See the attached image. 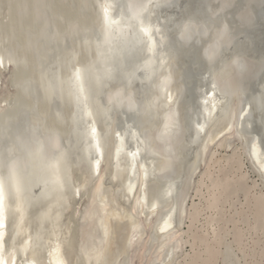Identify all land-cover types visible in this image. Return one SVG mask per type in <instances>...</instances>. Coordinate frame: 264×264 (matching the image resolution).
Segmentation results:
<instances>
[{"label": "water", "instance_id": "1", "mask_svg": "<svg viewBox=\"0 0 264 264\" xmlns=\"http://www.w3.org/2000/svg\"><path fill=\"white\" fill-rule=\"evenodd\" d=\"M107 1L115 16L125 22L159 24L162 61L149 64L145 43L129 25H124L111 56L109 46L101 45L97 0H86L80 15L91 21L76 38L70 36L71 31L76 33L74 28L67 31L68 36H59L43 21L46 33L37 39L38 51L33 52L38 63L34 77L27 73L31 64L15 59L18 50L7 43L0 45L7 69L26 73L23 84L13 86L20 102L0 113V174L7 179L19 174L32 191L33 239L27 258L34 257L39 264L50 236L60 242L69 264H121L110 259L109 224L118 222L111 212L123 213V206L136 223L131 230L135 239L126 247L130 264H139L145 234L149 235L145 258L157 245L155 253L163 256L164 264H172L182 254L177 240L159 237L151 228L170 205L169 200L159 198L160 185L175 182L177 219L183 221L186 194L196 169L204 166L212 136L222 123H236L235 113L241 108L248 107L249 114L242 129L235 130V145L246 147L256 138L264 148V0ZM147 5L155 6L156 15ZM30 33L24 32L22 38L17 29L18 41ZM77 63L89 64L92 105L103 134L119 131L132 145L130 135L136 133L146 148L143 159L154 164L147 183L154 214L148 219L141 220L140 204L125 200L122 182L110 171L93 191L100 180L90 163L95 156L86 150L83 125L75 115L65 80ZM1 83L0 92H4ZM212 83L220 86L223 107L197 134L195 123L204 121L200 98ZM58 157L65 161L66 181L60 188H45L38 183L41 172ZM86 202L90 203L77 214L78 204ZM152 264L163 263L155 260Z\"/></svg>", "mask_w": 264, "mask_h": 264}, {"label": "bare ground", "instance_id": "2", "mask_svg": "<svg viewBox=\"0 0 264 264\" xmlns=\"http://www.w3.org/2000/svg\"><path fill=\"white\" fill-rule=\"evenodd\" d=\"M79 3V12L76 13L78 15L75 14L76 17L74 14L71 17L70 14V17L63 18L64 15L62 14H64L66 10L63 11V6L65 5L62 1L34 0L33 4L29 3L30 7L31 5H34L31 7L32 9H34L33 22L30 26L31 33L26 37L25 40L22 41V43L19 44L20 40L18 41L19 35L17 34L16 28L18 25L16 26L17 23L15 24L14 21L15 25H13L11 29H9L10 31L7 32L6 30H3V32L5 31V33H2L0 35V45L7 43L10 48L18 50V53L15 55V59L19 61L24 60L28 64H31L32 69L27 73L28 76L34 77L37 74L36 68L38 65V63H36L37 56L34 55V53H37L38 51L36 42L39 37H41L42 35L45 36L46 33H44L45 26H43V21L47 27L48 24H51L54 28V31H56L59 36H63L62 34H67L65 35V37L68 36L69 33H67V31H69L70 28H74L76 30V33H74V31H71L72 33L70 34V36L75 35L76 38L79 32L83 31V29L86 28L91 21L88 19L89 17H81V11L82 9H85L87 4L86 0H84V3L83 0H79ZM23 6L25 8L24 4ZM3 7L7 8L8 5H4ZM148 7L150 13L156 15L154 10L155 6L147 5V8ZM6 8L4 10H6ZM21 9L23 10V7ZM76 9L77 6L75 5V10ZM78 10H76L75 12H77ZM95 11L97 16L96 24L99 28V32L102 34L101 45L109 46L111 50V56H114L115 52L117 51V49H114L113 46L117 45V41L123 33L124 25H129L145 43L146 50L149 54V64L152 65L158 63L159 60L162 61L163 57L159 49L160 41L158 38V36H160V31L162 28L159 26V24H154L152 20L125 22L124 18H117L115 16L114 7L107 0H97ZM27 12L25 11L27 15L28 13H32L30 11L28 13ZM67 16H69V14ZM16 17H18V15ZM27 18L29 17L27 16ZM22 20L21 22L25 21ZM21 22L18 23L21 24ZM35 26H38L40 29L36 30ZM20 27L21 26L19 25V28ZM145 28L148 29L147 34L144 31ZM24 32H27V30ZM45 52L47 53L48 50H45ZM246 59L247 57L245 58V61L249 63V59ZM88 68V63L75 64L66 74L65 80L68 83L69 95L71 96V101L75 108V115L77 116L79 122L83 125L82 133L86 142V150H88L89 153L95 156L91 159L90 163L93 166L94 174L97 175L98 179L100 180L93 187V191H97L100 188L101 181L104 180L106 172L110 171L116 180L119 179L122 182L123 190L125 191V200H127L129 203L134 202L135 205H141L142 211L140 213V216H144V218H141V220L143 221L154 214L152 198L149 197L147 193L148 178H150L153 172L154 164L153 162L143 159L146 148L144 144L139 141L138 135L136 133H132L130 135L132 145L128 144L127 135L122 134L119 131H112L109 136L103 134V129H101L98 125L95 110L92 105V88L91 80L88 75ZM8 70H11V73L8 76L9 79L11 78V81L13 80V85L15 84V86H20L21 84H23L24 80L22 78L24 75H26V73H18L11 67L7 69L3 57H0V86L2 84L1 82L4 83L5 78H8V76L4 77V73H7L5 71ZM8 82L4 83V92H0V97L3 98V100L0 102V113L10 110L11 107L13 108L16 104H18V102H20L18 94L15 91H11V88L13 87L9 86V84L11 85V82ZM170 99H172L171 96H169V100ZM16 101L18 102L14 104ZM223 101L224 99L221 97L220 86H217L215 83H212L211 86L203 90L200 102L202 108L201 115L204 121L202 123H195L197 134L204 132L206 122H210L215 117L216 112L221 107H223ZM247 114H249V108H241L235 113L236 120H238L236 121V123H222L220 128L215 132V135L212 136L211 146L209 147L206 159L204 161V165L208 164V169L206 170L205 166L206 171L203 172V180L208 179L212 183L208 188L210 197L206 201V203L202 201L204 203L203 207L195 204L197 203L195 202V199V203H193L194 205L192 207L191 213L189 211L190 209L188 210L189 207H187L190 193L194 185V178L200 171V167L196 169L191 180L192 187H190L191 189H189L186 194L185 217L181 222H178L177 219L178 206L176 204L177 201L175 198V196L177 195V186L175 182L170 180L168 182L165 181L162 185H160L158 189L159 198H161L162 200H169L168 203L170 205L163 210L164 213L158 216L155 221L154 219H152V221H154L151 224L152 230L159 237L173 236L174 239L177 240L179 250L182 251V253L185 245V235H187V237L191 239V254L184 257L183 259L181 257L182 255L177 256L172 264H248V261H250V259H253L254 261L256 260L258 262L264 261V247L256 251V247L258 246L259 241L257 243V241L254 240V249H252V251L248 250V247L246 248L244 245V237L246 232L244 234V231L241 228L243 224H248L249 220L252 218L251 220H254V223L251 226V229L248 230H251L252 232L258 231L259 229L264 230V197L262 195L256 197L249 196L246 206H244L242 211L240 210V213L233 217L227 218L225 215L226 211L223 212L222 210V206L228 203V197H230V194H233L234 192H248V190L245 189L246 185L244 186L245 179H247L246 174H241L234 178H230V176H228V174L231 173L230 170L233 163L238 164L237 170L235 169L238 172L240 168H242L241 163L243 161V158L246 159V161H248V164L250 163L249 165H252L255 168V170H253L254 172H257L259 180H261L262 182L264 181L262 180L264 179V148L262 144L258 142L256 138L250 140L248 142L249 145L247 144L246 147H243L241 144H239V146L236 148L239 151H236L235 149L234 153L232 152L233 154L230 157L227 155L228 158L226 157L227 160L225 159L226 165L219 167V171H217L218 177H216V179L213 178V174L210 171V168L212 167L210 163L216 158V153L213 152V147L217 146L221 149L223 148V150L226 149L230 141L235 138V130L237 129V127L239 129H242V123L246 119ZM214 156L215 158L213 159ZM104 162L105 164H103ZM216 162L218 161L216 160ZM216 162L214 164H216ZM217 165L219 166V164ZM65 170V161H63V159L60 157L55 158L54 160H52V163H50L49 167H47L45 170H42L43 172H41L42 175L38 183H43L45 188H47L48 185L52 186L53 188H60L66 181ZM203 180L199 183L201 186H203ZM262 184H264V182ZM197 186H195V188ZM258 187L260 186L258 185L257 188ZM199 189L201 190L200 186ZM199 189H197L198 192ZM31 195L32 191H28L25 180L22 176H20L19 174H15L12 176V178L7 179L4 175L0 174V225H2L0 226V261H2V264H39V262L34 257L31 256L32 258H27L29 257L27 256V254H29V243L33 239L34 218L30 209ZM39 196H41V194H39ZM194 198L196 197L194 196ZM89 203L90 202H86V204H78L75 210L76 213L79 214L83 208L87 207V204ZM122 210L123 213L118 210H113L111 212L113 217H115L118 222L115 224L111 222L109 224V230L111 234V246L109 253L110 259H116L120 261L121 264H126V261H128V263L130 264L129 260H131V258H129L126 247L127 244L131 242V240L133 241L135 239L131 230L136 223L132 222L133 220L127 207L123 206ZM204 210H207L214 214L210 219L208 218L209 220L207 219V223L210 225L217 224L220 227L219 230H214L213 233L210 234H203V232L202 234L199 233V230H197L196 228V223L198 224V219ZM228 215L229 214H227V216ZM187 219L190 220V224H188V230L184 233L182 230L185 225H187L185 224ZM228 224L232 225L230 233H227L224 230V228ZM3 225H8V227L6 226V228L3 229ZM205 228L207 229L208 227ZM249 233L247 235H249ZM257 234H259V231ZM229 235L232 238V240L230 241L227 240V237ZM74 240L76 241V239ZM142 241L144 243V247L139 251V258L141 259L139 260V263L152 264V262L154 263V261L156 260L157 262L164 264L165 261L163 256L157 255L155 253L157 245H155L150 250L149 257H147V259L145 258L147 243L149 242V235L145 234V236L142 237ZM20 250H22V257L20 256ZM29 250H31V247L29 248ZM44 251L45 252L40 260V264H69V259L65 254L64 248L62 247L60 242L54 239L52 236L47 238ZM124 256L126 257L125 261ZM94 258L97 260V257ZM255 263L257 264V262ZM133 264L136 263L133 261Z\"/></svg>", "mask_w": 264, "mask_h": 264}, {"label": "rangeland", "instance_id": "3", "mask_svg": "<svg viewBox=\"0 0 264 264\" xmlns=\"http://www.w3.org/2000/svg\"><path fill=\"white\" fill-rule=\"evenodd\" d=\"M10 0H0V35L3 33H5V31L3 32V30H6L7 32L8 31H10L9 29H11V27L13 26V25H15L16 23V28L18 29L19 28V25L21 26L20 28H19V31L21 32V36L23 37V34H24V31H26L27 30V32L29 33L30 32V26L32 25V22H33V16H34V9H32L31 7L32 6H34V5H31V7H30V4H33V2H34V0H33V2H32V0H11V1H13V2H9ZM63 2V4L65 5V6H63V11L64 10H66V12L64 13V14H62V15H64L63 16V18L65 17H70V14H71V17L73 16V14L75 15L76 13H78L79 12V5H80V3H79V0H60V2ZM69 1V2H68ZM75 1H76V3H75ZM65 2V3H64ZM67 2V3H66ZM4 3V4H3ZM7 3V4H6ZM17 3V4H16ZM30 3V4H29ZM23 4L25 5V8H24V6H23ZM73 4V5H72ZM7 6L8 5V7L6 8V10H4L5 8L3 7V6ZM75 5L77 6V9L76 10H78L77 12H75L76 10H75ZM23 7V10L21 9L22 7ZM67 6V7H66ZM27 7H29V8H27ZM66 7V8H65ZM72 7H73V9H72ZM4 8V9H3ZM65 8V9H64ZM70 8V9H69ZM21 9V10H20ZM33 11H32V10ZM61 9H62V6H61ZM4 12H3V11ZM73 10V11H72ZM6 11V12H5ZM19 11V12H18ZM25 11L27 12H32V13H28V15L25 13ZM12 12V13H11ZM69 12V13H68ZM14 13V14H13ZM8 14V15H7ZM24 14V15H23ZM26 14V15H25ZM65 14H69V16H67V15H65ZM12 15V16H11ZM18 15V17H16ZM76 15H78V14H76ZM76 15H75V17H76ZM4 16V17H3ZM27 16L29 17V18H27ZM6 17V18H5ZM9 17H10V19H9ZM23 19V20H22ZM11 20V21H10ZM21 20L22 21H24V22H21ZM30 20V21H29ZM8 21V22H7ZM14 21H15V24H14ZM13 22V23H12ZM18 22H21V24L20 23H18ZM27 28V29H26ZM29 28V29H28ZM23 29H26V30H23ZM29 30V31H28ZM24 38V37H23ZM22 38H20V43H22V41H23V39L21 40ZM11 71V70H10ZM9 70L8 71H5V72H7V73H4L5 75H4V77L5 76H8V75H10V72ZM8 72H9V74H8ZM7 79H8V81H7ZM10 83L11 82V85L9 84V86L11 87V86H14L13 85V80L11 81V78L9 79V76H8V78L6 77L5 78V81H4V83ZM11 91H13V87L11 88ZM3 100V98H1L0 97V102ZM9 103V102H8ZM235 139V138H234ZM234 139H232L231 141H230V143H229V145L227 146V148L226 149H224L223 150V148L221 149L220 147H213V152H215L216 153V158H215V156L213 157V161L210 163V165H212V167L210 168V171H211V173L213 174V178L214 179H216V177H218V172L217 171H219V167L220 166H225L226 165V157L228 158V156L230 157L233 153H234V150L239 146V144L238 145H235L236 144V140H234ZM234 140V141H233ZM233 141V142H232ZM235 145V146H234ZM234 146V148H232ZM221 150V151H220ZM236 151H239V150H237L236 149ZM233 152V153H232ZM221 155H223V156H221ZM228 155V156H227ZM219 157H221V158H219ZM226 159V160H225ZM216 160L219 162H216ZM245 160V161H244ZM244 161V162H243ZM243 161H242V163H241V165H242V168H240V170L237 172L236 170H237V167H238V164H232L231 166H232V168H231V170H230V172L231 173H229L228 174V176H230V178H234V177H236V176H239V175H245L246 174V176H247V179H245V183H244V186H245V189L246 190H248V192H240V193H237V192H234L233 194H230V197H228V203H226V204H224V206H222V210H223V212H225L226 214V217L227 218H229V217H233V216H236L238 213H240V210L242 211V209L244 208V206H246V203H247V201H248V198H249V196L251 197H256V196H260V195H262L263 197H264V184H262L263 182L261 181V180H259V177L257 176V174L254 172V170H255V168L252 166H250L249 164H248V161H246V159H244L243 158ZM216 162V164H214ZM224 162V163H223ZM208 163V162H207ZM213 163V164H212ZM221 163H222V165H221ZM217 164H219V166L217 165ZM207 165L208 164H205L201 169H200V171L198 172V176L196 175V177H195V179H194V185H193V189L191 190V193H190V197H189V200H188V203H187V207H189L188 208V210L190 211V213H191V211H192V207H193V203H195V202H197V203H195V204H197V205H200L201 207H203L204 205V203H206V201L209 199V197H210V194H209V190H208V188L211 186V181L210 180H203V172H205L207 169H208V167H207ZM236 165V166H235ZM205 166H206V170H205ZM217 166V167H216ZM245 168V169H244ZM213 169V170H212ZM236 169V170H235ZM254 169V170H253ZM203 170V171H202ZM201 171H202V173H201ZM213 171V172H212ZM235 171V172H234ZM253 171V172H252ZM236 172H237V174H236ZM216 173V174H215ZM233 173H234V175H233ZM250 173V174H249ZM200 174V175H199ZM202 174V175H201ZM256 174V175H255ZM198 179H200V180H198ZM249 179V180H248ZM254 179V180H253ZM256 179V180H255ZM197 180V181H196ZM203 180V186H201L199 183H200V181H202ZM199 181V182H198ZM257 181V182H256ZM207 182V183H206ZM262 182V183H261ZM196 183V184H195ZM247 183H248V185H247ZM254 183H255V185H254ZM210 184V185H209ZM260 186V187H258L257 188V186L258 185ZM198 185V186H197ZM252 185V186H251ZM195 186H197L196 188H195ZM199 186H200V188H201V190L199 189ZM251 186V187H250ZM249 187V188H248ZM255 187V188H254ZM197 189H199V192L197 191ZM205 189V190H204ZM255 189H257V190H255ZM193 190H195V191H193ZM204 190V191H203ZM255 190V191H254ZM262 191V192H261ZM201 192V193H200ZM254 193V194H253ZM256 193V194H255ZM258 193H259V195H258ZM262 193V194H261ZM208 194V195H207ZM253 194V195H252ZM194 196L196 197V198H194ZM233 196V197H232ZM240 196V197H239ZM245 196V197H244ZM201 197V198H200ZM190 198H192V199H190ZM231 198V199H230ZM245 198V199H244ZM194 199H195V202H194ZM200 199V200H199ZM204 199V200H203ZM200 201V202H199ZM204 203H203V202ZM202 202V203H201ZM189 204V205H188ZM192 204V205H191ZM232 204V205H231ZM231 205V206H230ZM230 206V207H229ZM224 207V208H223ZM235 209V210H234ZM239 210V211H238ZM207 211V210H206ZM205 210L201 213V215H200V217H199V219H198V224L196 223V228H197V230H199V233H201L202 234V232H203V234H210V233H213V231L214 230H219V226L217 225V224H213V225H210V224H208L207 222H208V220L214 215L212 212H209V211H207L206 212ZM232 211V212H231ZM209 212V213H208ZM228 212V213H227ZM231 212V213H230ZM212 213V214H211ZM206 215V218H205V215ZM208 214V215H207ZM227 214H229L228 216H227ZM202 215H204V216H202ZM209 218V219H208ZM236 218V217H235ZM203 219H205V220H203ZM208 219V220H207ZM252 219V218H251ZM249 220V222H248V224H243L242 225V230L244 231V234H245V232H246V234H245V237H244V239H245V241H244V245H245V247L248 249V250H251L252 251V249H254V247H253V241L254 240H256L257 241V243H258V241H259V243H258V246L256 247V251H258V250H260L262 247H264V230H258L259 231V234H257L258 233V231H254V232H252L251 230H248V229H251V226L253 225V223H254V220ZM187 220H189V219H187ZM186 220V223L185 224H187V225H185V227L183 228V232L185 233L187 230H188V227H189V225L188 224H190V220L189 221H187ZM200 221V222H199ZM205 223H204V222ZM203 223V224H202ZM201 224V225H200ZM199 225V226H198ZM207 225V226H206ZM205 227H208L207 229L205 228ZM245 227V228H244ZM218 228V229H217ZM231 228H232V225L231 224H228L225 228H224V230L227 232V233H230L231 232ZM247 228V229H246ZM228 229V230H227ZM246 229V230H245ZM207 231V232H206ZM261 231V232H260ZM250 232V233H249ZM256 232V233H255ZM249 233V235H247ZM254 234V235H253ZM263 234V235H262ZM253 235V236H252ZM260 235V236H259ZM247 236V237H246ZM259 238H258V237ZM186 237H187V235H185V238H184V241H185V245H184V248H183V253L181 254L182 256V259L184 258V257H186V256H189L190 254H191V239L189 238V237H187V239H186ZM229 238H231V236L229 235L228 237H227V240L228 241H230V240H232V238L231 239H229ZM252 241V242H251ZM250 243V244H249ZM250 247H249V246ZM187 246V247H186ZM181 259V260H182ZM243 261V260H242ZM255 262H257V264H264V261H262V262H258V261H254L253 259H250V261H248V264H256ZM136 264H137V262H135ZM140 264V263H139ZM242 264H245V263H242Z\"/></svg>", "mask_w": 264, "mask_h": 264}, {"label": "snow or ice", "instance_id": "4", "mask_svg": "<svg viewBox=\"0 0 264 264\" xmlns=\"http://www.w3.org/2000/svg\"><path fill=\"white\" fill-rule=\"evenodd\" d=\"M144 31H145L146 34L148 33V29L147 28H145ZM0 226H2V225H0ZM0 264H2V261H0Z\"/></svg>", "mask_w": 264, "mask_h": 264}, {"label": "clouds", "instance_id": "5", "mask_svg": "<svg viewBox=\"0 0 264 264\" xmlns=\"http://www.w3.org/2000/svg\"><path fill=\"white\" fill-rule=\"evenodd\" d=\"M240 67H241V69L243 68V64H242V62H241V64H240Z\"/></svg>", "mask_w": 264, "mask_h": 264}]
</instances>
